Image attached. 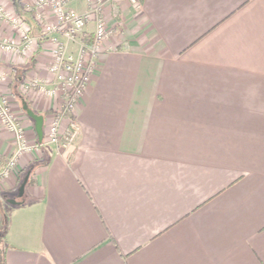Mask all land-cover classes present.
<instances>
[{
    "label": "crops",
    "instance_id": "crops-1",
    "mask_svg": "<svg viewBox=\"0 0 264 264\" xmlns=\"http://www.w3.org/2000/svg\"><path fill=\"white\" fill-rule=\"evenodd\" d=\"M34 1L25 18L0 7L38 35ZM102 16L111 34L74 143L23 155L0 182L6 264H264V0H104ZM0 39L20 42L5 20ZM51 50L0 51V90L31 143L61 103ZM34 78L53 93L26 88ZM13 150L0 123V170Z\"/></svg>",
    "mask_w": 264,
    "mask_h": 264
},
{
    "label": "built area",
    "instance_id": "built-area-1",
    "mask_svg": "<svg viewBox=\"0 0 264 264\" xmlns=\"http://www.w3.org/2000/svg\"><path fill=\"white\" fill-rule=\"evenodd\" d=\"M84 1L86 11L82 14L67 10L62 0H35L31 4H25L26 10L40 24L41 32L38 35L30 32L25 20L7 13L0 7V20H5L20 38L19 43L0 39V51L25 55L31 46L46 38L52 45V60L48 71L53 76L54 89L59 90L62 97L60 106L47 127L46 141L31 143L14 115L8 99L0 90V123L14 139V150L6 166L0 170V182L17 168V162L23 155L39 152L44 145L67 148L79 134V125L73 110L85 92L100 47L111 34L102 16L104 0ZM111 1H125L136 9L140 7V0ZM47 9L54 17L52 23L43 16V11ZM90 22L94 24V28L92 33H87L86 27ZM73 44L77 45L76 54L68 50ZM25 87L49 95L54 91L47 90L37 78L29 79Z\"/></svg>",
    "mask_w": 264,
    "mask_h": 264
},
{
    "label": "trees",
    "instance_id": "trees-1",
    "mask_svg": "<svg viewBox=\"0 0 264 264\" xmlns=\"http://www.w3.org/2000/svg\"><path fill=\"white\" fill-rule=\"evenodd\" d=\"M13 2V5H14V9L16 11V13L21 17V18H25L24 16V13H23V7H22V0H12ZM85 38H88V37H85ZM40 165H42V162H34L27 171L30 172V175L28 177V180H27V183H26V186L28 184H30L32 182V173L33 171L39 167ZM24 198V196L22 197ZM5 224H3L0 228V230L4 233L5 232ZM8 246L6 245L5 241L2 239H0V264H6V258H5V253H6V250H7Z\"/></svg>",
    "mask_w": 264,
    "mask_h": 264
},
{
    "label": "water",
    "instance_id": "water-1",
    "mask_svg": "<svg viewBox=\"0 0 264 264\" xmlns=\"http://www.w3.org/2000/svg\"><path fill=\"white\" fill-rule=\"evenodd\" d=\"M40 142H41V141H40ZM29 175H30V172L28 171V172L26 173L24 179L22 180V182H21L19 188H18V196H19V197H22L23 194H24V188H25V186H26V183H27V180H28ZM10 203H12V204H18V203H20V202H16L15 200H12Z\"/></svg>",
    "mask_w": 264,
    "mask_h": 264
},
{
    "label": "rangeland",
    "instance_id": "rangeland-1",
    "mask_svg": "<svg viewBox=\"0 0 264 264\" xmlns=\"http://www.w3.org/2000/svg\"><path fill=\"white\" fill-rule=\"evenodd\" d=\"M7 163V162H6ZM6 166V164L4 165V167ZM23 176L24 175H22V178H23ZM21 178V179H22ZM15 194V193H14ZM16 195H17V193H16ZM7 199H9V197H5L4 199H3V201H4V203H5V200H7ZM20 200V199H19ZM0 239H2V241L4 240V233L0 230ZM5 241V240H4ZM6 243V242H5ZM7 245V244H6Z\"/></svg>",
    "mask_w": 264,
    "mask_h": 264
}]
</instances>
